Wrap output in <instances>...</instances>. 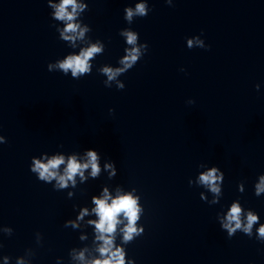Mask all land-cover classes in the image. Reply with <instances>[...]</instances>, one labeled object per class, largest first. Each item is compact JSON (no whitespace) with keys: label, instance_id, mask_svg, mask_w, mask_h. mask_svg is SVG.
I'll use <instances>...</instances> for the list:
<instances>
[{"label":"clouds","instance_id":"obj_1","mask_svg":"<svg viewBox=\"0 0 264 264\" xmlns=\"http://www.w3.org/2000/svg\"><path fill=\"white\" fill-rule=\"evenodd\" d=\"M168 5L173 4V0H165ZM48 7L54 9V13L51 14V18L54 21L63 22L62 27L54 25L56 31L59 34V39L63 42H69L73 48L76 47L77 40L83 41L85 39V33L91 31L88 24L81 27L78 18L81 19V14L88 10L87 3H77V0H60L59 4H52L50 0H47ZM70 9V10H69ZM148 0H142V2L135 4V7L130 6L124 9V19L131 25L133 17H146L150 12ZM120 36L126 37V44L130 47L125 48V55L118 60L119 67H112L105 65L100 69L101 75L107 77L103 81L105 87H111V82H117V89L123 90L125 88L124 83H120L117 78L127 73L132 69L140 59L147 53L148 44L137 43L139 39V33L131 28L121 29ZM186 46L189 49L202 48L208 50L209 45H206L201 36H193L186 38ZM105 50V44L97 41L96 43H90L89 46L83 47L79 50V54L67 55L64 59H59L55 63H49L47 65L48 71L52 72L56 69L62 72L65 76L71 73V78L79 80L85 74L90 75L92 73V64L90 63L97 55H102ZM181 71H184L182 68ZM257 90L259 85H256ZM189 104L195 103L193 100L187 101ZM110 112L113 110L110 109ZM7 140L3 135H0V144L6 143ZM98 161H101V155L97 150H86V159L80 160L77 155H69L66 159L64 155H52L50 158L37 159L32 157L30 164V171L36 175L37 179L44 183L51 184L55 181L53 188L57 191L65 189L69 186V182L75 187V177L79 175L81 183L87 181L84 172L87 169H91V178H99L101 171ZM61 165H65L61 173ZM105 169H111V178L117 175V168L115 162L112 160H106L104 162ZM203 169L199 172L196 186L203 187L210 191L215 199L212 200V204L219 203V198L223 195L222 184L224 181V173L218 166H205L200 164L198 166ZM259 182L254 184V194L259 197L264 194V174L258 176ZM189 186L193 185V181L189 179ZM243 181L238 183V191L242 193ZM71 195V194H70ZM201 200H207L201 195ZM139 197H134L131 192L118 194L112 197L107 188L103 189L101 196H93L92 203L95 207L92 212L95 213L98 219L89 221L94 225L96 241H99V245L96 249L98 257L86 264H125V249L118 247L114 244L115 236L118 225L123 224L120 231L123 234V242L127 244L132 241L134 236H140L143 234L144 229L140 227L138 229L137 221L142 209L138 206L137 201ZM88 214L87 208L83 209L80 218ZM259 215L254 210H246L240 202H232L231 207L228 209L226 216L220 219L219 224L221 230L227 233L228 238L233 237L238 231L247 235L249 238L253 237V226L259 222ZM126 221V223H123ZM75 227L74 222L66 221L65 227ZM5 231L9 234L13 232V229L6 228ZM255 239L260 242H264V224L256 229ZM39 240V234H38ZM85 264L84 251H81L74 256ZM3 264H10V257H3ZM16 264H24L23 259H17ZM131 264V262H129Z\"/></svg>","mask_w":264,"mask_h":264}]
</instances>
